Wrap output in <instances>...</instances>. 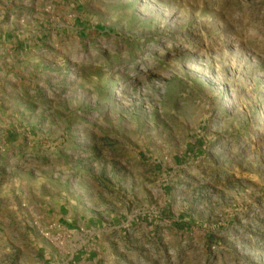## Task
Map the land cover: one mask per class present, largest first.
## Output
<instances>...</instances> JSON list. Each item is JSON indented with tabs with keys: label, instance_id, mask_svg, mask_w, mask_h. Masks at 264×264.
I'll return each mask as SVG.
<instances>
[{
	"label": "rangeland",
	"instance_id": "374dc122",
	"mask_svg": "<svg viewBox=\"0 0 264 264\" xmlns=\"http://www.w3.org/2000/svg\"><path fill=\"white\" fill-rule=\"evenodd\" d=\"M0 264H264V0H0Z\"/></svg>",
	"mask_w": 264,
	"mask_h": 264
}]
</instances>
